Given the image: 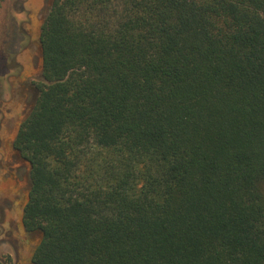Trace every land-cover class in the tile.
<instances>
[{
	"label": "trees",
	"instance_id": "trees-1",
	"mask_svg": "<svg viewBox=\"0 0 264 264\" xmlns=\"http://www.w3.org/2000/svg\"><path fill=\"white\" fill-rule=\"evenodd\" d=\"M34 264H264V0H51Z\"/></svg>",
	"mask_w": 264,
	"mask_h": 264
},
{
	"label": "rangeland",
	"instance_id": "rangeland-1",
	"mask_svg": "<svg viewBox=\"0 0 264 264\" xmlns=\"http://www.w3.org/2000/svg\"><path fill=\"white\" fill-rule=\"evenodd\" d=\"M51 0H0V264H34L41 233L25 230L30 164L13 147L42 81L40 29Z\"/></svg>",
	"mask_w": 264,
	"mask_h": 264
}]
</instances>
